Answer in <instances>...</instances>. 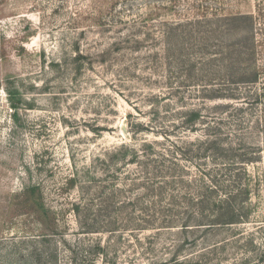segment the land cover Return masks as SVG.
<instances>
[{
  "label": "rangeland",
  "instance_id": "1",
  "mask_svg": "<svg viewBox=\"0 0 264 264\" xmlns=\"http://www.w3.org/2000/svg\"><path fill=\"white\" fill-rule=\"evenodd\" d=\"M0 264H264V0H0Z\"/></svg>",
  "mask_w": 264,
  "mask_h": 264
},
{
  "label": "trees",
  "instance_id": "2",
  "mask_svg": "<svg viewBox=\"0 0 264 264\" xmlns=\"http://www.w3.org/2000/svg\"><path fill=\"white\" fill-rule=\"evenodd\" d=\"M260 11H262L261 10V8H260ZM246 17H249L251 20L253 19V17L252 16H246ZM251 23H254V21L253 22H251ZM258 76H259V72L258 71H251L249 74H246V73H244V75H242V76H240V78L243 80V79H247V80H250V82L251 81H256L257 79H258ZM250 99V98H249ZM238 110H243L241 107L240 108H238V107H235V111H238ZM218 139H216V141H217ZM244 155V153L243 154H241V156H243ZM242 158H244V159H241L242 161H238V162H240V163H243V165L245 164V163H247V161H245V157H242ZM230 160V159H229ZM229 166H223V167H226V171H228V173L226 172V173H224L223 175H221L220 177H222V179L220 178V177H218L217 175V177L220 179V180H218L217 178H216V176H215V181L219 184V182H224V183H228V182H230V183H233V185L234 186H246L247 187V182H246V172L243 170V168L242 167H240V168H238L237 166V163H235V162H231L230 164H228ZM239 169H241V171L242 172H240V170ZM232 170V171H231ZM240 172V173H239ZM235 173H238V174H235ZM242 175L244 176V177H242ZM213 184H215V182H213L212 181V184L211 185H213ZM218 184H217V187H218ZM245 187V188H246ZM245 191H246V189H245ZM232 203H234V202H232ZM232 203H230V202H228V201H222V204H221V208H224V207H226V212H224V214L225 213H229V214H232V215H234V216H236V215H238V214H240L241 216L243 215V210H244V206L243 207H240V209H238V208H236L235 207V205L234 204H232ZM242 210V212H240ZM239 212V213H238ZM227 223H232V222H234V220L233 219H231V220H227L226 221Z\"/></svg>",
  "mask_w": 264,
  "mask_h": 264
}]
</instances>
